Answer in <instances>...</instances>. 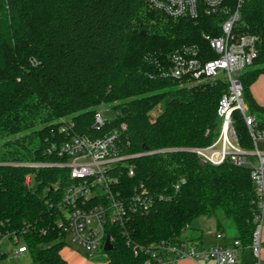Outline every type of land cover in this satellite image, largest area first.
Returning <instances> with one entry per match:
<instances>
[{"label": "trees", "instance_id": "1", "mask_svg": "<svg viewBox=\"0 0 264 264\" xmlns=\"http://www.w3.org/2000/svg\"><path fill=\"white\" fill-rule=\"evenodd\" d=\"M225 5L234 12L240 5L233 36L257 38V58L237 78L248 115L264 131V106L251 91L264 75V0ZM224 21L204 13L174 19L150 0H0V241L17 234L31 264H65L56 205L68 169L28 165L57 163L54 148L69 139L112 136L125 123L119 142L126 154L156 153L132 159L135 176L122 170L119 190L143 186L153 204L126 225L107 227L114 247L103 250L109 264H144L127 240L180 244L196 220L218 210L234 220L237 239L249 248L258 213L250 169L203 163L193 152L218 139L227 84L183 87L170 76L171 57L184 47L216 58L206 37H220ZM107 105L120 116L98 129L95 116ZM233 119L240 147L252 150L243 114L235 111Z\"/></svg>", "mask_w": 264, "mask_h": 264}, {"label": "built area", "instance_id": "2", "mask_svg": "<svg viewBox=\"0 0 264 264\" xmlns=\"http://www.w3.org/2000/svg\"><path fill=\"white\" fill-rule=\"evenodd\" d=\"M156 10L168 17L197 19L205 15H222L225 21L221 23L220 37L207 36L209 48L216 58L205 59L202 51L196 47H184L171 57L170 76L178 80L183 87H196L208 83L227 84L222 94L218 114L221 119V131L216 142L208 148L194 149L203 163L219 166L226 161L239 167H248L256 191V231L252 245L249 247L256 264H264V131L258 128L254 116L248 115L243 101V86L237 75L250 68L257 58V38L254 36H233V28L240 19V5L234 12L225 5V0H150ZM240 111L254 148L246 150L240 147L238 136L234 129L233 115ZM117 116L120 112L117 111ZM109 121L98 111L95 116V126L100 129ZM127 129L121 124L119 132ZM62 128V132H66ZM119 132L103 138L88 136L73 137L58 148H54L57 163H33L35 168H67L68 185L56 208L59 211L58 229L62 240L68 239L81 248L89 257H94L107 240V227L110 225H126L129 219L138 213H147L153 204V199L143 186L135 187L130 193H122L120 178L122 170L126 169L129 177L135 176L131 160L156 152L143 154H126L119 142ZM164 152V151H158ZM251 158H255L251 159ZM30 176L27 177V184ZM55 191H58L56 187ZM218 235L217 239H222ZM9 242L16 247L2 251V245ZM112 242V238H111ZM127 246L132 248L134 256H145L144 264H175L182 259L192 261L214 260L216 264H242L240 252L244 249L236 239L228 246L205 247L198 242L172 244L168 242L151 243L146 246H134L127 240ZM28 253L21 236L13 234L0 241V256L19 257Z\"/></svg>", "mask_w": 264, "mask_h": 264}, {"label": "crops", "instance_id": "3", "mask_svg": "<svg viewBox=\"0 0 264 264\" xmlns=\"http://www.w3.org/2000/svg\"><path fill=\"white\" fill-rule=\"evenodd\" d=\"M253 88H252V91H253ZM253 94H254L255 99L257 100V102L259 104H261L262 106H264V101L259 99V98H257V96L255 95L254 91H253ZM199 219H201V218H199ZM198 220H196V221H198ZM195 222L193 223L191 228H189L188 230H186L183 233L182 240L184 242L185 241L186 242H191V243L198 242V243H201V245H203L205 247H210V246H228V245H230L232 243V241H228L227 240V238L223 234L224 233L223 231L218 232L217 235L215 237H213V235H211V234H206V230H205L204 227H201L199 225H195ZM195 226L201 227V229H199L201 231V236H197L198 238H196V237H194L192 235V231L191 230L196 229ZM219 234L223 236V238L220 239V240L217 239V236ZM263 238H264V231H263ZM236 239L237 238H235V240ZM5 244H6V242L3 243L1 249H2V251L7 252L8 250H7V248H5ZM71 244H73V243L68 239V241L65 243L63 248L60 250V255H61L62 259L66 262L65 264H109L108 259L101 258V257L98 258L99 255L94 256V257H89L81 248H79V249L75 248V247H73V245H75V244H73L72 246H71ZM249 251L252 252V250L250 248H247V249H243L240 252V256H241L240 259L242 261V264H248V262L246 260V256H247V253ZM27 254L30 257V258L28 257L29 261L28 260L25 261V262H21L20 261V263L13 262L11 258L6 259L7 256H5L4 258H2L0 260V264H31L32 263V259H31V255L29 253H24V254L20 255L19 257L21 259L25 258V256ZM252 254H253V252H252ZM175 264H216V263H215L214 260L201 261V262L199 261L198 262V261H192V260H189V259H182V260L176 262ZM254 264H256V261H255Z\"/></svg>", "mask_w": 264, "mask_h": 264}, {"label": "rangeland", "instance_id": "4", "mask_svg": "<svg viewBox=\"0 0 264 264\" xmlns=\"http://www.w3.org/2000/svg\"><path fill=\"white\" fill-rule=\"evenodd\" d=\"M252 88H253V91H254L255 95L257 96V98L264 101V75L259 77V79L256 81V83L252 86ZM251 91H252V89H251ZM253 91H252V94H253ZM98 111L103 114V117L105 120H108L110 122H114L118 117L117 111L111 105H107L105 107H102ZM154 116H157V112H154ZM251 159L255 160V158H251ZM195 225H199L201 227H204L206 230V234H211V235H213V237H215L218 232L223 231L224 232L223 234L225 235L227 240L232 241V243L235 240V238L238 237L237 227H236L234 220L227 218V216L225 215V213L222 210H218L216 212V214L211 218L206 217V218L199 219L198 221L195 222ZM199 226H195L196 229L191 230L192 235L196 238H198L197 236H201V231L199 230V229H201V227H199ZM72 245L73 244H71V246ZM14 247H16V245H12L9 242H6V244H5V248H7V250L9 248L13 249ZM73 247L79 249V247H77L75 245H73ZM97 255H99L98 258L101 257V258L107 259V255L103 252L102 249L98 253L95 254V256H97ZM28 257L29 256L27 254L25 256V258H22V259L20 257H13V256H7L6 259L11 258L13 262L20 263V261L21 262H25L27 260L29 261ZM240 258H241V256H240ZM246 260H247L248 264H254L255 263L256 258L252 254L251 251H249L247 253Z\"/></svg>", "mask_w": 264, "mask_h": 264}, {"label": "water", "instance_id": "5", "mask_svg": "<svg viewBox=\"0 0 264 264\" xmlns=\"http://www.w3.org/2000/svg\"><path fill=\"white\" fill-rule=\"evenodd\" d=\"M122 114L126 115L127 114V108L122 109ZM147 150V148L145 147ZM114 249L113 244L111 242V237L108 235L105 246H104V252H109Z\"/></svg>", "mask_w": 264, "mask_h": 264}]
</instances>
